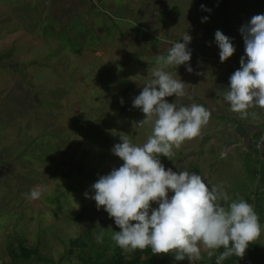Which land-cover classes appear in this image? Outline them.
I'll return each mask as SVG.
<instances>
[{"label":"rangeland","instance_id":"374dc122","mask_svg":"<svg viewBox=\"0 0 264 264\" xmlns=\"http://www.w3.org/2000/svg\"><path fill=\"white\" fill-rule=\"evenodd\" d=\"M260 13L264 0H0V264H11L10 241L40 254L17 264L111 257L118 247L111 234L119 229L84 194L123 163L111 151L120 136L146 141L151 128L137 126L144 114L132 101L151 79L157 56L167 53L165 38L177 40L185 31L194 71L168 70L188 83V95L165 99L203 104L211 117L199 136L161 161L201 174L209 186L223 182L232 199L251 195L264 225V194L254 193L264 164V108L241 117L223 98L245 55L239 29ZM217 29L236 48L224 62ZM37 185L47 190L29 199L25 194ZM101 227L105 236L97 243ZM80 236L82 247L73 245ZM257 243L264 249V231Z\"/></svg>","mask_w":264,"mask_h":264},{"label":"clouds","instance_id":"9594fccd","mask_svg":"<svg viewBox=\"0 0 264 264\" xmlns=\"http://www.w3.org/2000/svg\"><path fill=\"white\" fill-rule=\"evenodd\" d=\"M201 9L211 11L205 5ZM208 19L205 16L202 22ZM239 32L245 55L229 77L223 98L232 112L247 117L249 109L264 108V13L252 16ZM165 39L167 53L157 56L151 79L132 101L144 114L137 126H150V134L143 144L134 143L128 135L120 136L111 151L123 163L99 175L91 193L84 195L114 220L119 230L112 231L111 239L124 251L150 248L154 254L171 253L176 261L187 259L189 264H197L202 251L211 257L223 248L217 256V264H221L233 255L243 257L264 225L254 206L244 198L232 199L223 182L209 186L201 174L174 171L162 163L161 156L169 159L175 149L199 136L211 117L203 104L165 99L188 95V83L168 70L171 66L175 71L180 65L194 71L189 63L192 36L185 31L177 40ZM214 42L221 62L236 51L233 38L219 29ZM46 190L45 185H37L25 195L37 200ZM103 229L96 234L97 243H103Z\"/></svg>","mask_w":264,"mask_h":264},{"label":"trees","instance_id":"16d2710c","mask_svg":"<svg viewBox=\"0 0 264 264\" xmlns=\"http://www.w3.org/2000/svg\"><path fill=\"white\" fill-rule=\"evenodd\" d=\"M195 171H197V169H195ZM252 173L255 175L258 174L256 167L252 170ZM259 182H260V186L259 188H257L258 190L254 192L255 194L257 193L256 194L257 196H259L258 192L264 194V190H261L264 188V164H263V170L260 174ZM246 200L249 203H251L252 202L251 195H248L246 197ZM81 241L82 239L80 236L77 239H74L72 241V244L78 247H82ZM10 244L11 246H8V256L11 259V264H17L19 261L29 260L30 258H32V256L40 257L37 248L26 247L22 245V243H18L16 244L17 245L16 247H13L12 245L14 244L12 241H10ZM261 246H262L261 244L257 243L255 245L254 242H251L249 244V247L246 249L243 257H238L233 255L223 260L221 264H264V249ZM222 251L223 248L218 249L216 251V254L211 257L208 256L207 252L202 251L201 254L202 259L198 261L197 264H217V256ZM163 254L165 253L154 254L152 253L150 248H146L143 250L137 249L131 254L126 255L123 254V251L120 247H115L113 249V252L111 253V257L108 258V260L105 263L102 262V259L105 255L102 253L97 254L94 258H92L90 255H85L86 257H81V258L84 262L88 261L90 264H173L170 258L168 257L163 258ZM155 257H159V260H157Z\"/></svg>","mask_w":264,"mask_h":264},{"label":"crops","instance_id":"0c3cea01","mask_svg":"<svg viewBox=\"0 0 264 264\" xmlns=\"http://www.w3.org/2000/svg\"><path fill=\"white\" fill-rule=\"evenodd\" d=\"M256 136H257V135H255V137H256ZM262 150L264 151V146H263Z\"/></svg>","mask_w":264,"mask_h":264}]
</instances>
